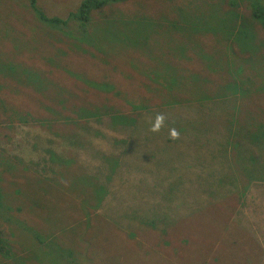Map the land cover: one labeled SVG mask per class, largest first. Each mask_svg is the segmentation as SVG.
<instances>
[{
  "label": "rangeland",
  "instance_id": "obj_1",
  "mask_svg": "<svg viewBox=\"0 0 264 264\" xmlns=\"http://www.w3.org/2000/svg\"><path fill=\"white\" fill-rule=\"evenodd\" d=\"M0 5H6V1L0 0ZM116 8L120 10H116V15L122 12L124 14L122 17L127 20L125 26L115 27L116 32L129 36L130 30L137 36L138 46H133V50H121L123 57L120 58L119 65L124 66V69L133 71L136 67L144 70L145 62L151 56L162 59V55L173 48L170 40L174 33L169 32L168 25L164 26L165 24L161 23L163 29L157 41H152V46L149 47L143 44V36L150 28L141 25L139 20L131 27H127L129 18L146 19L148 15L151 18L161 16L166 24H170L179 15H191V25L201 27L200 23L204 24L203 30L211 35L207 39L206 47L217 44L216 48L228 50L231 54L229 59L233 58L235 62V68L227 73L225 80L220 76L221 72L216 83L229 82L236 78V74H239L240 79L246 76L249 79L247 89H251V83L254 84V88H263L253 92L257 97L251 101L253 107L248 109L254 115L264 116L260 113V108L264 111V0H132L126 4H118ZM9 9L18 11L19 7L16 2L11 1ZM256 9H259L260 20L255 14ZM112 13V10L108 11V14L112 15ZM4 15L6 17L0 19V34L1 22L7 23L6 28L20 29L28 35L32 33V29L26 25L28 19L14 12ZM202 15L217 19L205 25ZM222 21L224 24L221 31L218 33L212 31ZM182 24L183 28L188 25L184 22ZM102 29L106 32L113 31L112 27ZM164 31L160 43L159 39ZM224 34L227 37H224ZM203 36L207 35L203 34ZM181 40L187 42L188 50L191 46L189 40L186 36L183 40L182 35ZM196 48L195 53L189 57L199 60L197 52L202 48L200 43ZM3 50L10 51V45L2 47L0 52L2 53ZM65 51L69 52V55L64 54L61 58L64 65H74L78 68L82 66L83 71L87 72V79H96L98 66H95L97 62L92 55H77L71 52V46L69 49L66 47ZM110 56L112 57V52ZM177 56L180 57L179 54ZM27 58L25 54L18 60L26 61ZM107 58L100 57L101 71L105 67ZM224 63L228 64L230 61ZM57 72L58 70L56 74ZM61 74H64V71ZM20 75H23V71ZM114 75L115 72L111 68L107 78L104 75L100 77L107 80L112 79ZM60 78L59 76L58 79ZM18 80V83H22L21 89L29 93L19 100L17 88H20V85L11 84L10 92L4 95L16 113L14 128L5 130L0 121V134L4 133V136L0 135V191L3 201L0 209V233L2 232L1 237L10 243L14 256L19 252H25L22 262L60 264L63 262L59 263L58 255L54 257L52 251L46 255L50 243L65 244L71 241L75 246H79L84 237L72 228H75L82 218L87 220L96 215L94 207L101 205L96 199L100 192L111 193L114 189V184L112 188L109 185V189L106 187L108 184L101 181L98 176V171L107 166L105 159L96 163V160L91 158L96 148L95 144L98 143L99 148L103 145L105 151L109 143L103 139L94 143L93 131L104 130L100 129L102 126L99 124L96 129L78 128L69 132L63 137L66 142L61 139L62 137L55 136L42 127L31 125V122L29 125L21 124L18 117L22 116V112L34 109V103L30 99L35 94V89L28 82L21 81L22 77H18ZM117 81L123 82L126 92L129 91L128 84L133 83L120 73L115 82ZM65 85L75 91V93L67 92L71 96L78 93L81 98H89L93 102L103 100L104 92L95 89L88 92L86 89L90 87L85 83L77 84L71 81L66 82ZM81 92L85 93L81 94ZM51 94L56 96L57 90H51ZM35 97L39 98V95L35 94ZM75 101L78 102L77 99ZM137 102L140 104L139 101ZM220 112L227 121L228 110L223 109ZM66 116L69 117L70 114L63 116V119ZM22 118L28 119V116L24 114ZM37 121V118L32 120V122ZM241 125L239 128L242 129L249 127ZM55 128L63 130L59 125ZM248 129L250 132L244 130L243 133L251 136L255 128L250 126ZM234 130V127L226 130V126H222L221 136L215 132L206 135L204 154L206 157L209 155L207 159L212 158L213 152L220 151L222 140L228 139L229 133ZM169 133L171 134V130L165 133L154 131L152 135L157 136L156 141L158 140L159 145L161 143V146H166ZM252 136L255 134L253 133ZM237 139L239 140V137ZM70 145H76L77 148L71 150ZM242 146L251 151L257 149L254 142L253 144L247 142ZM260 149L262 152L263 147L261 146ZM170 152V148L167 147V153ZM191 155L194 157L195 153L192 152ZM257 157L263 158L259 168V173H263L264 154ZM15 158L16 161L13 162ZM71 158L73 163L68 165L66 161ZM189 161L191 163L192 160ZM181 163L183 161L179 164ZM229 163L221 169V176L218 177L204 174L200 169L195 172L188 166L181 170L186 172L185 180H180L181 172L176 175L181 182L170 173H167L166 179H163V166L152 167L153 172L159 171V174L151 176L143 185H129L124 192H120L112 206L117 210L112 215L121 218V224L120 222L109 224L111 227L94 235L95 250L89 259L90 263L264 264V194L260 195L259 200L251 199L247 207L243 205V199L238 202L240 197L237 190L238 186L242 187L245 182L254 180L250 175H255L258 170L249 161L246 164L241 163L238 167L234 163ZM109 164L112 166L113 162L109 160ZM27 168L29 170H26ZM122 179L123 176H119L115 179V183H119ZM151 183L157 185V188L151 187ZM257 184L263 187L261 182ZM258 193H264V188ZM83 204L85 209H90V216L81 212ZM159 217L164 218L165 224L157 222ZM111 218L114 219V216ZM129 219L135 223L134 230L137 234L132 237L127 236L125 228L121 226ZM103 220L107 221L105 218ZM159 225L168 228L165 238L172 241V247L162 245L156 250V245L158 246L164 236L159 230ZM93 231L89 230V235ZM19 258L21 259V254ZM3 262L13 264L14 260L6 259Z\"/></svg>",
  "mask_w": 264,
  "mask_h": 264
},
{
  "label": "trees",
  "instance_id": "obj_2",
  "mask_svg": "<svg viewBox=\"0 0 264 264\" xmlns=\"http://www.w3.org/2000/svg\"><path fill=\"white\" fill-rule=\"evenodd\" d=\"M5 1L6 5H0V19H4L6 13L14 12L28 19L26 25L32 29V33L28 35L20 29L6 28L7 23L1 22L0 49L7 45L11 47L10 51L0 52V121L4 129H13L17 119L14 109L4 98V95L11 90L10 85H20V88H17L19 100L29 93L21 89L22 83H18V77H22L21 81L31 84L39 98L35 97V94L32 95L30 101L34 103V109L22 112V116L26 114L28 119L18 117L21 124L29 125L31 122V125L35 127H42L51 134L62 137L64 142L66 141L63 137L69 132L76 131L78 128L93 127L96 129L99 124L103 127L100 129L104 130L93 131L94 143L101 139L109 143L105 151L102 148L103 145L99 148V144H95L96 148L91 158L95 159L96 163L105 159L107 166L98 171V176L101 181L108 184L106 187L109 188L110 185L112 188L114 184L113 191L105 194L100 192L96 199L101 202V205L94 207L96 215L87 220L82 218L81 222L79 221L76 227L72 228L84 237L79 246H75L71 241L65 244L50 243L46 255L52 251L54 257L58 255L59 263L63 262L60 264H91L89 259L95 250L94 235L111 227L109 224L114 225L121 221V218L115 217V214L112 215L117 210L112 206L120 192H124L129 185H143L151 176L159 174V171L153 172L156 165L163 166V179H166L167 173L174 174L176 177L182 169L188 166L195 172L200 169L204 174L218 177L221 176V169L230 164L229 162L238 167L241 163L246 164L249 161L257 168L258 173L250 175L254 180L245 182L242 187L238 186V197H240L238 202L240 203L243 199V205L249 207L248 203L251 199L259 200L260 195L264 194L258 193L264 188V172L259 173L263 158L257 157L264 154V116L254 115L248 109L253 107L251 101L257 97V94L253 92L261 87L254 88V84L251 83L249 94L250 90L247 89L249 79L246 76L240 79L239 74H236V78L229 82L216 83L221 72L220 76L225 80L227 73L232 71L236 65L233 58L229 59L231 54L228 50L216 48L217 44L206 47L208 46L207 39L211 35L203 30L204 24L200 23L202 28L191 25V15H179L170 24H166L161 16L151 18L148 15L146 19L129 18L127 27H131L139 20L141 25L144 24L145 27L150 28L143 36V44L146 46L151 47L152 41H157L163 29L161 23H164V26L168 25L169 32L174 33L170 40L173 48L163 54L162 59L151 56L145 62L144 70L134 67V70L130 71L119 65L120 58L123 57L121 50H133V46H138L137 36L130 30L129 36L120 35L115 27L125 26L127 22L122 17L124 15L122 12L116 15V10H119L116 6L132 0ZM11 1L17 3L18 11L9 9ZM109 10H112V15L108 14ZM255 14L260 20L259 9H256ZM32 15L36 17L33 18ZM202 16L205 19L203 22L205 25L217 19ZM183 22L188 24L186 28H183ZM223 24L224 21L212 31L220 32ZM19 25L22 24L19 22ZM107 27H112L113 31L106 32L102 29ZM164 34L165 31L159 39L160 43ZM203 34L207 36L204 37ZM181 35L183 40L186 36L191 43L192 47L190 46L188 50L187 42L181 40ZM224 37L227 35L224 34ZM199 43L202 47L197 52L199 60L189 57L195 53ZM65 46L68 49L71 46V52L77 55L93 56L97 62L95 66H98L96 79H87V72L83 71L82 66L78 68L74 65H64L61 62L64 54L69 55V52L65 51ZM25 54L28 56L26 61L18 60ZM177 54L180 55L179 58ZM105 56L108 58L101 71L100 57L104 59ZM114 60L117 62L114 63ZM227 60L230 63L225 64ZM111 68L115 72L112 79H107V81L100 77L104 75L107 78ZM56 70H58L57 74ZM21 71L23 75H20ZM63 71L64 74H61ZM119 73L133 82L128 84L129 91L127 92L123 88L122 81L115 82ZM59 76L60 79H58ZM71 81L77 84L85 83L90 87L86 89L88 92L92 89L104 92L103 100L93 102L89 98H81L78 93L74 96L69 95L68 91L75 93L65 85L66 82ZM53 89L57 90L56 96L51 94ZM79 89L81 91L80 87ZM75 99L78 100L77 103ZM223 109L228 110L229 119L227 121L221 116L220 110ZM260 111L264 115L261 108ZM68 114L70 116L63 119V116ZM157 115L164 117L163 127L160 130L162 133L167 130L176 132L175 137L169 133L166 146H161V143L159 145L158 140L156 141L157 136L152 135L153 122ZM35 118L38 121L32 122ZM241 124L251 126L255 128V131L251 133V136L245 135L243 131L250 132L249 127L239 128ZM57 125L63 130L55 128ZM64 125L67 128L64 129ZM222 126H226V130L233 127L235 130L229 133L228 139L222 140L220 151L213 152L212 158L207 159L209 155L206 157L204 154L206 135L209 132H215L221 136ZM106 128L109 130H105ZM66 129L68 131H64ZM253 133L255 136H252ZM0 135L4 136V133ZM247 142H252V144L254 142L257 149L251 151L244 148L242 145ZM261 146L263 147L262 152ZM70 147L71 150L77 148L76 145H70ZM167 147L170 148L171 154L167 153ZM231 149L234 150L231 151ZM192 152L195 153L194 157L191 155ZM72 154L71 152V156ZM109 160L113 162L112 166ZM189 160H192L191 163ZM15 161L16 158L13 162ZM182 161L183 163L179 164ZM20 162L23 163L21 160ZM66 163L72 164L73 158L68 159ZM180 175L181 181L186 179L185 171ZM119 176H123V179L115 183V179ZM180 180L177 179L181 182ZM257 182H261L263 187L256 185ZM150 186L157 188L154 183ZM2 206L0 191V209ZM81 212L88 213V216L91 214L90 209H85V204ZM111 216H114V219ZM104 218L107 221H104ZM157 219L158 223L165 224L163 217ZM121 226L125 228L127 236L137 235L134 230L135 223L130 219ZM89 230L94 231L89 235ZM159 230L164 236L158 246L156 245V250L162 245L172 247V241L165 238L168 228L159 225ZM1 235L2 232L0 233V264H4L3 261L6 259H13V264H27L21 261L26 255L25 252H19L14 256L10 243ZM19 254H21V259Z\"/></svg>",
  "mask_w": 264,
  "mask_h": 264
},
{
  "label": "clouds",
  "instance_id": "obj_3",
  "mask_svg": "<svg viewBox=\"0 0 264 264\" xmlns=\"http://www.w3.org/2000/svg\"><path fill=\"white\" fill-rule=\"evenodd\" d=\"M163 122H164V117L162 115H157L155 120H154V122H153L152 130L153 131H160L161 128L163 127ZM171 135L173 137H175L176 136V132L172 131Z\"/></svg>",
  "mask_w": 264,
  "mask_h": 264
}]
</instances>
